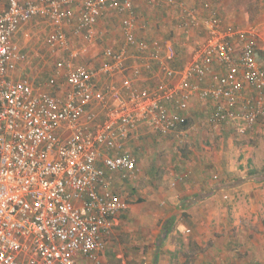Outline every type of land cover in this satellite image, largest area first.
I'll return each mask as SVG.
<instances>
[{"label": "built area", "instance_id": "obj_1", "mask_svg": "<svg viewBox=\"0 0 264 264\" xmlns=\"http://www.w3.org/2000/svg\"><path fill=\"white\" fill-rule=\"evenodd\" d=\"M106 11L121 16L123 45L105 49L99 67L77 63ZM180 11L182 29L200 30L203 40L174 69L170 43L139 36L146 27L137 24L134 0H0V264H106L112 222L128 204L105 175L136 179L137 164L123 147L140 124L160 136L174 133L182 144L177 129L193 98L212 103L211 129L243 135L264 122L256 27L226 25L216 11L201 18L194 9ZM36 17L52 26L50 53L67 52L56 63L67 88L61 97L12 76L27 60L17 33ZM63 26L82 39L80 47L69 46ZM130 50L139 58L128 75ZM143 73L162 80L135 84ZM46 85L54 87V78Z\"/></svg>", "mask_w": 264, "mask_h": 264}, {"label": "crops", "instance_id": "obj_2", "mask_svg": "<svg viewBox=\"0 0 264 264\" xmlns=\"http://www.w3.org/2000/svg\"><path fill=\"white\" fill-rule=\"evenodd\" d=\"M167 1L169 0H153L152 3L146 4L143 0H134V12L137 24L148 29L147 33H140V37H146L148 40L160 37L158 39L173 46L175 59L170 63L171 68H182L190 60L191 54L196 48L195 46L193 48L194 42L192 39H195V36H200L199 39L201 40L203 36L200 30L181 29L180 9L182 6L183 8L194 9L200 18L207 16L210 11L214 10L222 15L220 16L219 14L224 24L236 26L232 22V16H230L232 0H172L171 4ZM147 7L150 9V14L152 13L151 15H153L149 19L147 15L145 16ZM233 18L235 19L234 13ZM120 20V15L106 11L94 26V38L87 45V52L77 60V63L96 68L106 62L103 58L105 49L119 50L124 43ZM178 28L183 32L186 31L187 35L182 36L184 40L179 37ZM52 30V26L42 17H36L20 28L16 40L20 44L22 51L27 55V60L16 68L12 76L15 79H28L34 87L40 90H48L51 94L61 97L67 88L63 77L57 73L56 63L66 59L67 52L57 51L56 53H50V50L45 45V39ZM63 30L71 48L75 49L82 45L81 38L76 39L71 35L69 29L64 26ZM129 55L130 57L126 61L128 75L130 73L129 69L138 62L137 58H139L131 50ZM51 78H54L55 86L50 88L46 84ZM120 79L121 77L119 76H113L111 81L118 84ZM160 80L162 79L143 73L134 83L149 87ZM212 108L211 102H200L193 98L190 101L187 113L188 123L184 130H180L181 133L185 135L192 128L201 133L205 127L208 128L206 120ZM99 113L104 115L103 111ZM98 117L99 122H101L103 118L101 115ZM196 117L197 119L199 117L203 118V123L196 124L197 122H194ZM190 125L193 126L190 127ZM260 125L262 124L258 123L257 127ZM230 129L233 130V128ZM209 131L212 130L209 129ZM222 131L225 130L222 129ZM153 133L148 125L140 124L132 131L126 142H128L129 148L130 146H135L139 153H142V147L138 145L142 146L143 143H147L148 146H152ZM168 136L175 139L174 133H170ZM250 137H253L252 133H250ZM162 139L160 142L165 143L166 141ZM195 139L198 140L197 137ZM126 142L123 148L128 150ZM167 146V144H159V147ZM137 149L133 147L132 150H128L129 152L127 151L135 162L136 158L131 153L133 152L136 155ZM143 154H147L149 157L151 153L143 151ZM147 163L145 159L138 160V165H143L144 172L152 175L156 171H154L151 163ZM173 164L176 165V162L170 163L171 168H173ZM218 165L219 163L216 164V167ZM239 169L232 170L229 168L228 170L226 167L222 168L221 172L218 171L221 177H219L220 181L213 183L208 178V170L202 164L198 165L196 171H192L188 175H186L185 170L183 173L182 171L176 172L177 174L172 173L171 170L167 171V173L175 175L173 180L176 179V186L174 190L170 191V195L173 196L171 200L173 201L171 202L169 198L168 201L161 203L158 197H162L161 194L163 196L164 194L161 192L159 184L156 185V188L154 185L151 186L149 190L151 192L155 190V192L152 194L148 190L151 193L148 201H141L139 198V204L129 206L128 210L119 214L113 220L111 234L106 241V248L102 254L103 261L106 264H237V259L231 256V248H236L241 254L245 253L246 249H249V253L261 252L258 248H260L261 243V249H264V241L261 242V239H264V218L262 219V214L264 216V179H248V172L256 170L250 165L245 164ZM174 170L176 171L177 168L175 167ZM261 170L256 171L260 173ZM223 174L225 176H222ZM228 175L232 177L230 178ZM117 178H119L117 174L106 173L105 175L108 187L118 195L124 194L126 189L125 182H123L124 186L121 183L122 181ZM227 178L230 179L227 180ZM239 180L240 183H238ZM180 181L184 183L182 184ZM127 196L123 198L126 201L129 200L130 195ZM209 203L212 206L211 208H207ZM140 204H143L144 208ZM229 206L233 207V213L230 217H228L230 214ZM142 210L143 212H141ZM166 222V232L164 230L161 236V227ZM213 223H216V226H213ZM211 225L212 229L217 228V225H221L220 229H217L218 231L214 230L222 234L223 242L216 239L218 235H214V230L210 233L208 232ZM234 225L237 233L232 236L230 229L234 228ZM253 228L258 229L261 234L253 231ZM129 232L131 233L130 238L135 239L136 244H134L135 247L132 250L133 254H128L131 257L126 261L124 255L126 252L118 244V240L121 235ZM204 232L206 234L205 237L208 235L207 237L212 239V244L207 247ZM126 236L129 237L130 234ZM235 238H239L238 242L234 240ZM250 238L256 240L249 242L247 239ZM238 244L243 246L240 245L241 247H239ZM251 264H253V261H251Z\"/></svg>", "mask_w": 264, "mask_h": 264}, {"label": "rangeland", "instance_id": "obj_3", "mask_svg": "<svg viewBox=\"0 0 264 264\" xmlns=\"http://www.w3.org/2000/svg\"><path fill=\"white\" fill-rule=\"evenodd\" d=\"M232 1L233 3L230 5V7L232 8V11L231 12L229 11L230 16H232V22H234V24H236V26L239 28L246 27L248 25H254L257 29V32H258L257 48L258 49L256 52V59L259 63L263 64L264 63V0H232ZM211 8L213 9V7ZM214 9L216 10L215 7ZM149 10L150 9H148L147 7L145 16L147 15L148 19L151 16H153L151 15L152 13L150 14ZM233 13H234L235 19L233 18ZM219 14L220 13H218V15ZM220 16L222 15L220 14ZM181 29H179V32H180L179 37L183 39V37L186 36L187 34L185 33L186 31L185 32L182 31L184 29L182 30ZM145 32L147 33L148 29H146ZM199 37L200 36L194 37L197 40V42H195L196 41L195 39H192V41L194 42V43L192 42L193 48L195 47L197 48L199 43H201V41L203 40V36L201 40L199 39ZM158 38L160 37H157L156 39L153 38V39L160 40ZM194 122H197L196 124H201L203 123V118L199 117V119H197L196 117ZM261 124L262 125L258 127L257 125L254 126L250 131H247L243 135H238L235 131L231 130L230 128H225V127L224 128L220 127L217 129H211L209 127L208 128L205 127L203 129V132L201 133L197 130H193L192 128L191 130H188L187 134L185 133L184 142L182 144L179 143L176 138L174 139L173 137H169V136L161 137L153 133L152 134L153 142L151 144L152 146H148L147 143L146 144L143 143L142 146H140V144L138 145L139 147H142V153H139L137 147L133 146L134 148L137 149L136 155H134L133 152L131 153L136 158V163H137V168H138L137 177L133 181H122L121 182L122 185L124 184L126 185V189L124 188L125 189L124 194H120L121 198H124L127 195L128 196L130 195L129 200L126 201L128 204V208H129V206L133 204H139L138 202L139 198L141 199V201H148V199L150 198V194L151 193L153 194V192H155V190L153 189H152L153 191L151 192L149 188L153 185L156 188V185L159 184L161 188V192L164 194V196L161 194L162 197H158V199L161 200L160 202L161 203L166 202L168 201L169 198L171 200L173 196L170 195V191L174 190V187L176 186L175 184L176 179L173 180L175 175L172 173L177 174L176 172H181V171L183 173L185 170L186 175H188V173L192 171H196V168L200 164L204 165V168L208 170V178H210V181H212V183L215 181H220L219 179L220 173H218V171L221 172L222 171L221 169L224 167H226L228 170L229 168L232 170H240L239 168H242V166L246 164L248 166L249 165L252 166L257 171L263 169L264 168V122H262ZM191 126L193 125H190V127ZM209 129L212 131H209ZM222 129L225 131H222ZM250 133H252L253 137H250ZM196 137L198 140L195 139ZM161 139L166 142L165 143L160 142ZM127 143L128 142H126V147L129 148V144ZM159 144H167L168 146L159 147ZM133 147L130 146L128 150H132ZM143 151H145V153H151L150 156L148 157L147 154H143ZM144 159L148 162L147 164L151 163V165L154 168V171H156L152 175L150 174L148 175L144 172L143 167H142L143 165L142 166L138 165V160L140 161ZM173 162H176V165L173 164V168H171L170 163H173ZM218 163L219 165L218 167H216V164ZM175 167L177 168L176 171L174 170ZM169 170L172 171L171 174L167 173V171ZM222 176H225V174H223ZM228 176H230V178L232 177L231 175H228ZM230 178H227V180H229ZM123 182L125 183L123 184ZM180 183L183 184L184 182L180 181ZM148 190L151 193L148 192ZM242 196H243V193H242ZM172 201L173 200H171V202ZM140 206L143 207V204H140ZM211 207L212 206L209 203L207 208H211ZM144 211L146 212L145 209ZM229 211H230V214L228 217H230V215L233 213V207L229 206ZM141 212H143V210ZM263 218L264 216L262 214V219ZM214 225L216 226V223H213V226ZM220 226L217 225V228H214V229L216 230L220 229ZM211 227L212 225L209 228V231H208L209 233L212 232V230H214ZM166 229H167V222L161 227V230H162L161 236L163 235V231L164 230L166 231ZM253 229H254L253 231H255L256 233L261 234V232H259L258 229L256 228H253ZM216 230H214V235L215 236L218 235L216 239L219 241L221 240V242H223L221 238L222 234L215 232ZM230 230L232 231V236L237 233L235 225H234V228H231ZM205 232L207 231L205 230ZM205 232H204V237L206 235ZM128 234H130L129 237L126 236ZM201 236L203 237V235ZM207 236L205 237L206 247L212 244V239ZM130 237H131V233L129 232V233L121 235V237H119V240H118V244H120L122 249H124V252H126V254H124L126 261H128L127 259L131 257V255H128V254H133L132 250H134V247H135L134 244H136L135 239L130 238ZM234 240L238 242L239 238H235ZM234 240L233 242H235ZM247 240L249 242L250 241L253 242L256 239L250 238ZM263 241L264 239H261V242ZM238 245L239 247L243 246L242 244H238ZM261 248L262 246L260 243V248L258 249L261 252L257 251L256 253H249V249H246V248H245L246 249L245 253H242V254L239 251H237L236 248L234 249L231 248L232 250L230 251L232 253L231 256L234 259H237V264H251V261H253V264L255 263L264 264V256H263L264 249H261Z\"/></svg>", "mask_w": 264, "mask_h": 264}, {"label": "trees", "instance_id": "obj_4", "mask_svg": "<svg viewBox=\"0 0 264 264\" xmlns=\"http://www.w3.org/2000/svg\"><path fill=\"white\" fill-rule=\"evenodd\" d=\"M187 123H188V119H186L185 123L182 124L180 127H178V129H185ZM247 178L250 180H253V179L257 180V178L264 179V168L260 171V173H258L256 170H250L247 174ZM238 183H240V180L238 181Z\"/></svg>", "mask_w": 264, "mask_h": 264}, {"label": "clouds", "instance_id": "obj_5", "mask_svg": "<svg viewBox=\"0 0 264 264\" xmlns=\"http://www.w3.org/2000/svg\"><path fill=\"white\" fill-rule=\"evenodd\" d=\"M177 130H179V131H180L181 129H177ZM157 135H158V134H157ZM168 135H170V134H168ZM168 135H166V136H168ZM159 136H160V135H159ZM166 136H162V137H166Z\"/></svg>", "mask_w": 264, "mask_h": 264}]
</instances>
